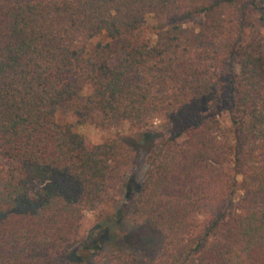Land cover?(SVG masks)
Masks as SVG:
<instances>
[{
    "label": "trees",
    "instance_id": "16d2710c",
    "mask_svg": "<svg viewBox=\"0 0 264 264\" xmlns=\"http://www.w3.org/2000/svg\"><path fill=\"white\" fill-rule=\"evenodd\" d=\"M250 9L264 14V0H0V264H65L88 214L128 196L136 150L78 132L99 118L133 122L144 144L158 136L132 214L163 234L149 264H264V53L244 42ZM75 71L91 86L81 105ZM107 264L146 263L129 247Z\"/></svg>",
    "mask_w": 264,
    "mask_h": 264
},
{
    "label": "rangeland",
    "instance_id": "374dc122",
    "mask_svg": "<svg viewBox=\"0 0 264 264\" xmlns=\"http://www.w3.org/2000/svg\"><path fill=\"white\" fill-rule=\"evenodd\" d=\"M148 30H152L151 27ZM243 35L244 42L256 44L264 53V14L250 9ZM100 41L101 38H96L92 40V43L95 44ZM69 79L79 91V97L75 104H82L91 92L88 79L76 71L70 75ZM70 108L63 106L60 109L59 122L64 123L69 118ZM210 112L221 119L223 124L230 126L226 111L221 108H214ZM138 130L136 124L128 121H114L104 126L100 118L90 120L78 127V132L95 143H102L107 140H118L125 143L136 150L138 159L135 161V168L130 177L131 190L128 196L117 204L101 206L97 211L88 214L84 226L85 239L65 256V264H107L111 255L123 252L129 247L139 249L140 259L146 264L156 259L161 253L164 242L163 234L148 224L138 225L132 215L133 207L140 196L147 172L148 150L158 138L155 136L151 141L144 144L145 142L141 139ZM2 164H4V160L0 159V165ZM242 180V177H238L239 188ZM243 198L244 192L239 190L233 209L240 204Z\"/></svg>",
    "mask_w": 264,
    "mask_h": 264
}]
</instances>
